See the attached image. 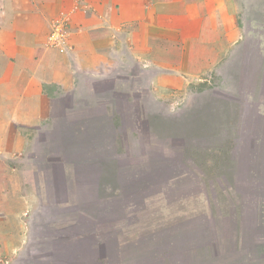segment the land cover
I'll use <instances>...</instances> for the list:
<instances>
[{
    "label": "rangeland",
    "instance_id": "rangeland-1",
    "mask_svg": "<svg viewBox=\"0 0 264 264\" xmlns=\"http://www.w3.org/2000/svg\"><path fill=\"white\" fill-rule=\"evenodd\" d=\"M19 39L0 264H264V0H0Z\"/></svg>",
    "mask_w": 264,
    "mask_h": 264
},
{
    "label": "crops",
    "instance_id": "crops-1",
    "mask_svg": "<svg viewBox=\"0 0 264 264\" xmlns=\"http://www.w3.org/2000/svg\"><path fill=\"white\" fill-rule=\"evenodd\" d=\"M16 43L12 44L10 46V48L8 47V43H5V47H6V56L2 54L3 56V60H1L0 58V80H4V82L0 83V96H3V101L4 104H7V108H5L7 111H9L10 114H12V112L16 115L17 114V109L19 110V112H22L23 114H21L22 117V121L20 120V124H28L29 122H33L34 119L36 120V116L38 117H42L43 112L45 111V103L48 104V102L46 101V99L43 97L42 94H34L32 96H30L29 98L27 97V95H25L24 93L21 96H18V94L15 92L13 94L12 92V82L14 81V78L17 79H21L24 78L26 79V75H27V71L25 69L21 68V65H17L16 68H12V62L9 61L8 56H10V50L13 46H18L21 47V49H24V45L23 42H21V40H15ZM4 48L3 43L0 45V49ZM1 54V53H0ZM9 54V55H8ZM32 59V58H31ZM29 60V63H37L36 61H32ZM40 62V61H39ZM38 65V64H37ZM54 65V64H53ZM37 69V66H36ZM66 68H63V70ZM55 72V73H54ZM57 77V73L56 71L51 72V76ZM72 73L69 72H65V74H63V78H61V80L65 79L66 80V84L65 86L69 87L70 84L72 85V87L75 89V86H78L77 83L82 82V85H87V83L81 80H76V82L73 81V78H70L72 75ZM49 77V75H47ZM62 76V75H60ZM84 79V78H81ZM44 79H38L35 76H32V78L29 79V81H37V83H40L41 81H43ZM59 80V78L57 79V81ZM72 80V83L70 82ZM26 81V80H25ZM50 81L54 82L53 80L50 79ZM32 99V102L29 101V99ZM28 100V101H27ZM37 101L38 104H36ZM19 102H22V104H24V107H21V111L18 107ZM42 102V103H41ZM14 106V107H13ZM40 106V108H38ZM17 107V109L15 108ZM34 113V114H33ZM12 118V115H11ZM13 121V119H11ZM19 122V121H18ZM6 133V132H5ZM9 135L7 141H9ZM11 139V138H10ZM18 140V139H17Z\"/></svg>",
    "mask_w": 264,
    "mask_h": 264
}]
</instances>
